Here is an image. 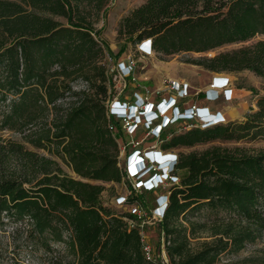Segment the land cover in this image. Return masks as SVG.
I'll list each match as a JSON object with an SVG mask.
<instances>
[{
    "label": "trees",
    "instance_id": "1",
    "mask_svg": "<svg viewBox=\"0 0 264 264\" xmlns=\"http://www.w3.org/2000/svg\"><path fill=\"white\" fill-rule=\"evenodd\" d=\"M17 1L64 15L67 25L31 15L9 28L0 44V130L24 133L43 121L31 132V144L50 151L77 178L49 169L53 162H37L33 153L13 145L10 153L25 156L31 172L43 176L31 182L0 178V217L25 225L26 240L46 253L51 245H63L73 264H156L143 258L126 215L99 202L103 186L98 183H126L114 129L121 123L108 113L113 95L101 64L99 31L72 22L69 11L63 12L64 0ZM11 7L16 6L0 0V16ZM117 34L123 37L117 55L126 44L145 40L152 54L161 56L204 53L264 36V0H145L122 18ZM191 63L213 73L248 70L264 80V40ZM76 80L84 88L72 90ZM189 122L162 128L155 139L160 148L264 140V93L242 120L202 128ZM175 169L177 183L164 190L166 205L158 223L171 264H211L219 254L237 252L258 238L264 228V150L246 154L212 146L176 152ZM135 202L141 203L131 193L126 203ZM201 209L223 214L214 215L211 227L219 237L187 253L185 228L176 223L186 212Z\"/></svg>",
    "mask_w": 264,
    "mask_h": 264
},
{
    "label": "rangeland",
    "instance_id": "2",
    "mask_svg": "<svg viewBox=\"0 0 264 264\" xmlns=\"http://www.w3.org/2000/svg\"><path fill=\"white\" fill-rule=\"evenodd\" d=\"M3 1L16 7H11L8 13L0 16V44L8 38L9 28L19 24L17 21L29 18L31 15L49 19L59 25H67L64 15L31 9L17 0ZM143 1L145 0H64L66 7H63V12L69 11L72 22L84 24L99 31V38L104 48L101 64H103L110 79L111 88L109 91L113 95V99L131 102L133 97L138 95L149 102H156L161 98L174 97L180 110L187 107H205L210 113L220 112L226 121L242 120L251 110L255 109L257 96L264 93V80L262 78L253 75L248 70L213 73L191 62L212 57L217 53L249 46L258 40H264L263 35H255L245 42L223 45L204 53L182 52L169 56H161L155 53L144 55L137 50L136 45L126 44L123 52L117 55L118 48L123 42V37H118L117 27L130 10ZM118 63H122L126 67L128 74L118 69ZM219 76L226 78L227 86L233 90L230 100H223L218 91L214 93L217 96L214 100L208 94L211 91L212 78ZM84 86L82 81L76 80L70 87L72 90H81ZM176 87L185 92L181 98L176 95ZM64 103L58 102L57 104ZM40 122H36L38 126L33 125L34 127H31L29 125L28 130L24 133L8 129L0 130V178L13 177L31 182V179L37 180L43 176L41 171L31 172V167H29L25 156H20L19 153H10L9 148H12L13 145L20 146L23 153H33L35 159L38 160L37 162H40V159L53 162V164H48L49 169L57 167L62 174L73 179L77 178L71 169L50 151L36 148L31 144V132L37 130ZM179 122L181 126L190 123L189 121ZM114 129L118 133L117 146L119 152L117 159L119 165L124 169L127 153L135 148L140 149V151H147L151 148V150L162 153L177 152L181 154L202 151L212 146L230 150L237 149L246 154H255L264 150V140L260 139L236 142L215 140L188 148L163 150L160 148V143L155 140L156 138L141 127H138L133 133H128V130L117 122L114 124ZM98 184L103 186L99 198L101 205L116 213L128 211L129 207H117L113 202L115 197L124 195L131 190L132 186L135 187L132 179H127V182L123 184ZM164 186L162 184L159 189H155L153 192L135 189V194L142 202L141 205L147 215L149 214L148 210L152 209L155 199L163 194L166 188ZM214 215L216 216L214 213L201 209L193 212L188 211L179 218L176 224L185 228V251L187 253H194L203 244L211 243L219 237V235L212 234L211 227L215 221ZM216 217L222 218L223 214L220 213ZM145 230L152 255L158 260L161 258V248L158 243L160 234L158 222H153ZM163 252L167 264H171L166 248ZM56 260L62 264H73V258L67 253L63 245H51V252L46 253L26 240L25 225L9 223L4 217H0V264H54ZM211 264H264V228L253 242L243 246L237 252L225 251L219 254Z\"/></svg>",
    "mask_w": 264,
    "mask_h": 264
},
{
    "label": "built area",
    "instance_id": "3",
    "mask_svg": "<svg viewBox=\"0 0 264 264\" xmlns=\"http://www.w3.org/2000/svg\"><path fill=\"white\" fill-rule=\"evenodd\" d=\"M136 48L144 55L152 54L148 40L140 42L136 45ZM117 67L128 74L126 67L122 63H118ZM216 91L221 94L225 101L230 100L233 93V90L227 86L226 78L222 76L212 78L211 91L208 92L212 100L217 98L214 95ZM176 92L178 98L185 95L183 89L178 87H176ZM169 100L174 103L172 107ZM108 113L114 119L120 121L121 125L128 130V133H133L138 127H141L155 138L162 128L179 121H194V124L200 128L226 121L220 112L210 113L205 107H187L180 110L174 97L161 98L156 102H149L138 95H135L131 102L115 98L109 104ZM175 163L176 153H162L151 150V148L147 151H140L137 148L131 149L125 158V169L122 167V170L126 182L127 179H132L135 187L132 186L131 190L124 195L115 197L113 202L117 207H129L127 212H121L126 215L123 220L128 227L136 229L143 258L156 264H167L165 253L163 252L167 242H165L162 232L159 231L158 243L161 248V258L156 260L152 255L145 228L153 222L159 223L162 219L166 205V194L163 191V194L155 199L152 209L148 210V215L144 211L141 201V203H126V198L131 193L135 194V189L137 188L143 192H153L155 189H159L162 184L165 185L164 187L176 184L177 176L174 173L177 171ZM163 173L165 174L164 176ZM158 177L165 179L161 180Z\"/></svg>",
    "mask_w": 264,
    "mask_h": 264
},
{
    "label": "clouds",
    "instance_id": "4",
    "mask_svg": "<svg viewBox=\"0 0 264 264\" xmlns=\"http://www.w3.org/2000/svg\"><path fill=\"white\" fill-rule=\"evenodd\" d=\"M174 105V103H172L171 104V107ZM165 174L163 173V176H164ZM158 179H161V180H164L165 178H162V177H158Z\"/></svg>",
    "mask_w": 264,
    "mask_h": 264
}]
</instances>
